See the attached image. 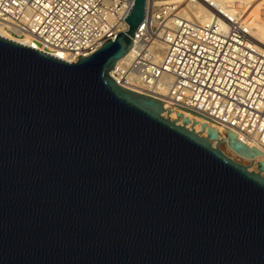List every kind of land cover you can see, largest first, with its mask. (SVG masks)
<instances>
[{
	"label": "water",
	"instance_id": "obj_1",
	"mask_svg": "<svg viewBox=\"0 0 264 264\" xmlns=\"http://www.w3.org/2000/svg\"><path fill=\"white\" fill-rule=\"evenodd\" d=\"M146 7L73 63L0 37V264H264V161L218 145L263 153L110 75Z\"/></svg>",
	"mask_w": 264,
	"mask_h": 264
},
{
	"label": "built area",
	"instance_id": "obj_2",
	"mask_svg": "<svg viewBox=\"0 0 264 264\" xmlns=\"http://www.w3.org/2000/svg\"><path fill=\"white\" fill-rule=\"evenodd\" d=\"M134 3L0 0V24L17 38H31L42 53L77 62L128 30L125 18ZM180 10L177 4L147 0L133 47L111 77L124 88L161 99L166 111L189 118L190 124L195 119L225 134L233 131L264 155V55L252 45L247 19L217 9L221 16L202 25L179 16ZM159 41L165 44L161 61L156 59ZM247 160L258 169L260 161Z\"/></svg>",
	"mask_w": 264,
	"mask_h": 264
},
{
	"label": "bare ground",
	"instance_id": "obj_3",
	"mask_svg": "<svg viewBox=\"0 0 264 264\" xmlns=\"http://www.w3.org/2000/svg\"><path fill=\"white\" fill-rule=\"evenodd\" d=\"M155 2H156V6H162L167 3L177 4L179 5L181 9L178 13L179 16L187 20L193 21L195 23L202 24V25L210 23L215 17L221 16L218 13L219 11H217V9H220L222 12L227 13L230 16H236L239 19V17L240 18L243 17L242 16L243 13L249 12V9L253 8L250 11L249 15L247 16L246 22L248 23V27L250 30L251 41H252L253 47L255 48L256 51L264 55V0H209L208 1L209 3H206L204 0H196V2H186L185 0H166V1L158 0ZM210 3H212V5ZM182 7L184 8L182 9ZM149 8L150 6H148V10H147L148 13H149ZM0 37H3L5 39L14 41L18 44H21V45H24V46H27L33 49L38 48L36 43L33 42L31 38L29 37L17 38L11 35L10 33H8L4 29L2 24H0ZM156 47L158 50L156 52V59L161 61L164 57L165 44L162 41H159V42H156ZM57 58L63 61H66V62L74 61L73 57L67 56L64 54H59ZM123 61H125V58L120 60L118 65H120ZM166 92H167V89H165V93ZM163 117L168 118V119L170 118V120L172 121L179 120L177 122L178 125L180 126L183 125L182 118L177 119L174 113H172L168 117V110L163 114ZM196 122H199V124H196L195 126H193L194 124H189L187 128L190 130H195L196 133H201L200 135L203 137H207L208 128L211 127L217 131L219 130L222 133V137L220 141L226 140V134L222 130L217 129L211 125H207V128L205 132L203 133L202 125H205L206 123L201 120H196ZM218 143L219 142H211V144L215 148H217ZM245 144H247L249 147L252 146L249 143H245ZM222 147L227 148L228 150L230 149L225 141L219 143L218 145L219 150H222L223 149ZM230 151L233 154H236L233 150L230 149ZM242 159L247 160L245 158H242ZM256 160L262 162L264 160V155L262 154L261 156L257 157ZM253 171L257 172V169L255 168L253 169Z\"/></svg>",
	"mask_w": 264,
	"mask_h": 264
},
{
	"label": "rangeland",
	"instance_id": "obj_4",
	"mask_svg": "<svg viewBox=\"0 0 264 264\" xmlns=\"http://www.w3.org/2000/svg\"><path fill=\"white\" fill-rule=\"evenodd\" d=\"M155 1H158V0H155ZM164 1V0H163ZM166 1V0H165ZM184 7H182V9H183ZM249 9V8H248ZM253 8H250L249 9V12H245V13H243V19H247V16L249 15V13H250V11L252 10ZM247 11V10H246ZM223 149L221 150L226 156H228L229 158H231L233 161H235V162H237V163H239V164H241V165H243V166H246V167H250V168H248L251 172H255V171H253V169H255V168H253V165H252V163H250L248 160H244V159H242L240 156H238V155H236V154H233L231 151H230V149L228 150L227 148H224V147H222Z\"/></svg>",
	"mask_w": 264,
	"mask_h": 264
}]
</instances>
